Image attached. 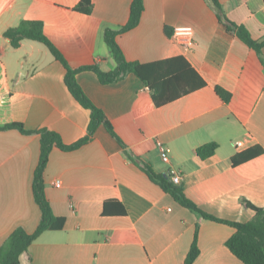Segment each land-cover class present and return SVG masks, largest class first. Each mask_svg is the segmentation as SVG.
<instances>
[{
    "label": "crops",
    "instance_id": "0c3cea01",
    "mask_svg": "<svg viewBox=\"0 0 264 264\" xmlns=\"http://www.w3.org/2000/svg\"><path fill=\"white\" fill-rule=\"evenodd\" d=\"M80 1L0 0V125L52 130L65 144L87 134L90 110L69 92L60 61L37 40L13 47L4 35L22 20H40L69 66L112 70L116 61L104 31L127 22L131 0H90V13L75 9ZM219 1L229 20L254 40L264 38V0ZM179 24L193 27L191 51L171 38ZM116 41L128 61L152 64L181 56L206 85L167 101L154 89L163 82L155 68L151 89L133 73L102 84L92 70L79 71V85L123 145L100 124L80 147L52 149L44 191L59 221L33 240L20 263L184 264L196 231L199 254L192 264H244L226 246L234 228L181 206L127 154L157 173L178 172L186 196L205 212L252 219L255 213L242 199L264 206V47L258 55L227 31L208 0H144L139 23ZM217 86L230 92L228 102ZM157 142L170 149L169 162L160 158ZM208 142L218 147L201 159L196 149ZM254 147L262 152L232 164L234 155ZM39 153L38 132L0 129V246L15 228L31 233L38 225L32 182Z\"/></svg>",
    "mask_w": 264,
    "mask_h": 264
},
{
    "label": "trees",
    "instance_id": "16d2710c",
    "mask_svg": "<svg viewBox=\"0 0 264 264\" xmlns=\"http://www.w3.org/2000/svg\"><path fill=\"white\" fill-rule=\"evenodd\" d=\"M214 9L217 18L225 26L226 30L234 33L246 45L253 49L258 55L264 47V38L254 40L248 33L247 29L238 25L227 18L219 0H208ZM75 9L90 13L92 3L90 0H81ZM144 10V0H131L130 12L127 22L117 29L107 28L104 31V41L116 61V66L112 70L104 71L97 65H84L72 68L68 65L64 56L48 39L44 33L43 23L40 20H22L17 26L8 28L4 35L10 40L13 47L19 46L23 39L37 40L43 43L53 56L60 61L65 68L64 82L72 96L84 107L90 110V120L88 123L87 134L72 144H65L60 135L52 130L45 128L39 130H27L20 122H9L0 125V129L16 128L22 133L38 132L40 134V153L37 165L34 170L32 193L34 200L40 208V220L37 227L31 233L26 232L22 227L15 228L0 246V264H21L20 254L27 250L33 240L45 229L54 228L55 223L59 221L50 207L49 201L44 191V171L48 163L50 152L53 148L62 150H72L90 141L94 132L100 124H103L107 131L123 145L116 134L111 122L106 117L102 109L97 107L91 99L85 94L79 85L76 74L81 70H92L96 73L98 80L102 84H110L123 79L127 73H133L139 77L143 83L151 89V78L149 73L152 68L156 70L157 75L162 79V88L155 87V91L165 94V100L171 101L178 98L184 91H192L206 85L205 81L181 56L160 60L152 64H141L135 61H128L116 41V36L135 27ZM166 33L170 34V29L166 28ZM216 93L224 102L231 98L230 92L217 86ZM218 144L208 142L202 144L196 149L199 158L204 159L212 156ZM262 149L259 147L250 148L247 151L234 155L232 164L249 159ZM155 183H157L164 192L170 194L174 200L181 206L197 213L203 218L222 222L234 228L232 235L226 240V246L238 259L244 264H264V206L257 207L242 199V202L254 211V216L248 221H232L219 219L198 207L184 192L180 184H175L170 179V172L166 174L154 171L150 163L142 161L140 158L127 154ZM124 212V211H123ZM199 254L197 245V233L195 231L190 249L185 257L184 264H192Z\"/></svg>",
    "mask_w": 264,
    "mask_h": 264
},
{
    "label": "built area",
    "instance_id": "2783aa9c",
    "mask_svg": "<svg viewBox=\"0 0 264 264\" xmlns=\"http://www.w3.org/2000/svg\"><path fill=\"white\" fill-rule=\"evenodd\" d=\"M171 38L174 42H176L185 52L191 51L195 45L194 40V31L193 27L188 24H179L174 25L171 31ZM236 145H242L241 141H236ZM159 155L162 161L169 162V152L170 149L161 142H157ZM170 179L173 183L179 184L181 180V176L178 172L172 171L170 172ZM55 186H60L61 182L59 180L53 181Z\"/></svg>",
    "mask_w": 264,
    "mask_h": 264
}]
</instances>
